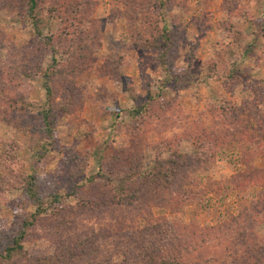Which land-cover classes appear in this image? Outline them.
Here are the masks:
<instances>
[{
  "label": "rangeland",
  "instance_id": "obj_1",
  "mask_svg": "<svg viewBox=\"0 0 264 264\" xmlns=\"http://www.w3.org/2000/svg\"><path fill=\"white\" fill-rule=\"evenodd\" d=\"M81 2L92 8L81 19H60L46 12L45 0L36 34L22 0H0L2 83L11 94L16 68L13 83L21 85L14 91L30 102L21 114L0 111V232L15 230L18 217L34 210L21 205L17 173L34 175L57 208L28 231L23 248L31 260L15 264H124L132 234L159 238L150 232L155 225L187 239L195 228H218L222 239L210 250H228L219 264H264V0H165L161 9L158 0ZM161 28L165 68L156 60L163 48L143 43ZM48 43L61 58L70 47L82 53L73 73L53 81L61 107L53 110L50 139L34 117L47 107L39 72L50 64ZM248 45L251 53L241 55ZM231 70L235 77L223 82ZM143 103L146 114L132 121L130 111ZM37 141L45 146L41 157ZM169 158L178 173L167 183L132 185L131 192L143 189L138 203L126 205L113 191L132 169L167 174ZM78 240L92 243L68 255Z\"/></svg>",
  "mask_w": 264,
  "mask_h": 264
},
{
  "label": "trees",
  "instance_id": "obj_2",
  "mask_svg": "<svg viewBox=\"0 0 264 264\" xmlns=\"http://www.w3.org/2000/svg\"><path fill=\"white\" fill-rule=\"evenodd\" d=\"M44 1L45 0H22V5L25 6L27 19L31 23V26L36 34H40L39 26H42V23L44 22L41 15ZM47 1L48 3L45 6L46 12H48L51 17L58 16L60 19L64 16L72 19H81L82 16L85 15V11H90V9H92L89 8L88 10H86V7H82L81 0ZM158 1V9H161L165 0ZM243 15H245L248 21H252L250 13ZM48 20L49 19H47L46 22H48ZM261 24L262 25H259L258 27L260 31H263L264 22H262ZM45 25L47 26V23ZM151 30L148 32L150 37L143 40L144 47L147 50L163 48L159 53H156V60L160 63V65H162V68H165V63L167 61L166 53L169 47L167 36H165L163 33L164 28H161V32L157 37L153 36L150 33ZM159 40H161V42ZM48 45L51 51L50 64L46 66V68H44L42 72H39V77L42 79L41 86L44 91L47 107L36 112L34 114V117L38 123L41 136L50 139L53 110H56L55 106L59 105L61 107V103H54L55 94L52 86L53 81L55 79H62L64 77L66 78L65 75L73 73V71H75L74 64L75 62H77V60L80 59V57H82V53L79 52L81 51L80 49H78L79 47H70L67 51L68 53H66L65 58H61L59 57V48H57V46L55 48L54 45H50L49 43ZM248 53H251V48L249 45L242 49L241 55L246 56V54ZM232 72L233 70H231L228 76L223 78V82L232 80L235 77L233 76ZM15 73L16 68H11L9 73V83L12 90L11 94L8 92L10 91L8 90V88L10 87H4L5 84L2 83V76L0 74V111L5 109L4 113H6L7 115L9 113L21 114L22 112L30 108V102L25 100L22 95L14 91L15 86L18 87L21 85V82L19 83L18 80L16 83H13V81L18 78L15 76ZM28 77L30 76L28 75ZM215 78L218 79L217 76ZM147 105V103H143L142 106L137 107L133 111L131 110V119L133 117L135 118L137 116H141L142 113L146 114ZM36 143L37 144L34 147L38 151V154L40 156L44 154L45 146L41 141H37ZM200 144L201 142H196V145L200 146ZM10 149L12 151V148ZM10 149L9 151H5L4 154L7 157H4L7 166H9V163H11V161L13 160L12 154H8L10 153ZM173 155H175L174 158L181 159V155H176V152H173ZM163 164L165 165L166 169H168L167 174L157 169L155 172H141L140 170L132 169L129 173H124L122 176L117 178V184L112 186L113 191L119 193L122 198H126L128 200L126 205H133V202L138 203L139 201L137 193L142 192L143 189L131 192L130 189L132 185H137L140 188L145 186L148 187V184L154 182L155 180H157V183L162 181L164 183H167L165 182V179L170 177L174 178L176 173H178L179 164L175 162V159L169 158V160L167 162H164ZM15 178L21 194V205L23 207L31 205L33 206L34 210L33 212H26L25 214L18 217L19 220L16 222L15 230L0 232V264H15L18 260L29 258L27 255V251L23 248V242L25 241L28 231L36 227L39 218L43 217V215L47 213V211L53 210L54 212L52 213H56L57 211V208H51L53 207L51 205V202H46L39 193L37 183L38 181L34 175L32 176L17 173L15 175ZM125 192H127V194ZM184 195H187V192H185ZM51 198L55 200V202L59 201L58 197L52 196ZM120 201H122L121 198H118L116 203L121 204ZM181 228L186 229L188 227L181 226ZM152 230L160 233L158 234L159 238L145 239L144 237L147 236V234L151 235L147 233V231L145 232L147 234L141 237L137 235L134 238L132 234L131 239L128 240V246L124 250H122L120 254L122 257V262L124 264H219L221 262L223 263L224 257H228V250H225V254H220L215 252L214 250H210L211 248L214 249V246L222 239L221 233L216 240L215 232H220V229L218 228H195V231H193L194 233H191L188 239L183 237L180 232H178V230H169L167 232L164 226L161 227L159 225H155L150 230V232ZM95 235L96 234H92L91 237L94 239L96 237ZM91 243V240H78L77 242L73 243V247L71 246L72 249L70 247L66 250V252L70 256L81 254L83 251H86L88 245ZM131 244H134L135 247H131ZM90 247L91 246H89V250L86 253H89V256L93 259L94 256L92 255V248ZM249 257L250 259H252L251 255ZM29 259L31 260V258ZM106 259V262L111 261V258ZM41 262L43 264H62L57 259L56 261L53 260L51 262L47 259H43Z\"/></svg>",
  "mask_w": 264,
  "mask_h": 264
}]
</instances>
